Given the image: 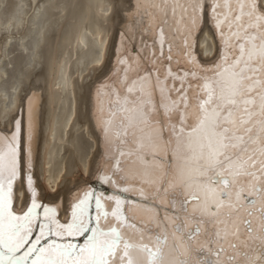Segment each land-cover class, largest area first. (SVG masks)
Returning a JSON list of instances; mask_svg holds the SVG:
<instances>
[{"label":"snow or ice","instance_id":"obj_1","mask_svg":"<svg viewBox=\"0 0 264 264\" xmlns=\"http://www.w3.org/2000/svg\"><path fill=\"white\" fill-rule=\"evenodd\" d=\"M129 15L125 52L92 92L91 178L110 193L41 203L35 124L7 121L0 264H264V0H133ZM205 23L211 63L195 53ZM14 186L31 198L19 214Z\"/></svg>","mask_w":264,"mask_h":264},{"label":"bare ground","instance_id":"obj_2","mask_svg":"<svg viewBox=\"0 0 264 264\" xmlns=\"http://www.w3.org/2000/svg\"><path fill=\"white\" fill-rule=\"evenodd\" d=\"M132 3L0 0V127L21 112L31 116L41 203L66 202L86 186L111 191L91 178L102 152L92 92L125 52ZM199 37L213 58L220 43L214 27L205 23ZM30 199L26 186H14L18 214Z\"/></svg>","mask_w":264,"mask_h":264},{"label":"rangeland","instance_id":"obj_3","mask_svg":"<svg viewBox=\"0 0 264 264\" xmlns=\"http://www.w3.org/2000/svg\"><path fill=\"white\" fill-rule=\"evenodd\" d=\"M40 180H42V177H40Z\"/></svg>","mask_w":264,"mask_h":264}]
</instances>
